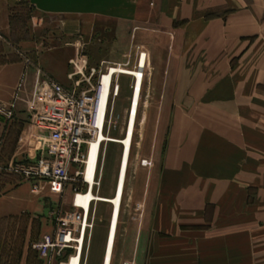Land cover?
Returning a JSON list of instances; mask_svg holds the SVG:
<instances>
[{"label": "crops", "instance_id": "1", "mask_svg": "<svg viewBox=\"0 0 264 264\" xmlns=\"http://www.w3.org/2000/svg\"><path fill=\"white\" fill-rule=\"evenodd\" d=\"M24 4L64 16L67 37L138 21L169 36L163 83L152 86L169 126L140 231L142 264H264V0H0V162L39 156L48 131L28 105L50 99V80L78 82L72 45L68 55L20 51L34 41L11 23ZM2 180L0 220L39 216L55 202L25 181Z\"/></svg>", "mask_w": 264, "mask_h": 264}, {"label": "rangeland", "instance_id": "2", "mask_svg": "<svg viewBox=\"0 0 264 264\" xmlns=\"http://www.w3.org/2000/svg\"><path fill=\"white\" fill-rule=\"evenodd\" d=\"M32 11L29 6L18 7V16L14 22L16 30L19 34L22 33L25 42L34 40L31 44L24 43L20 51L30 57L33 55L37 57L38 52L44 51L68 55L67 47L72 45L78 52L70 61V65L75 72L74 75H78L77 80L80 81V85L76 86V82H73L65 88L70 91L76 90L77 94L95 87L100 75L105 74L111 67L136 69L139 58L145 55L147 64L142 72L143 82L137 121L111 262V264H142L143 253L137 252L138 243L141 241L140 231L142 232L144 221L148 217L147 198L153 196L150 193L155 189L157 170L163 157L169 126V119L166 118L169 110L165 119H160L163 109L160 107L157 93L152 91V86L163 83L165 77L163 72L170 52L169 36L159 29L144 27L143 23L138 21L137 27L129 28L115 27L114 22H105L103 27L98 25L93 28L88 36L81 28L77 34L67 37L63 34L64 28L62 30L60 26L65 19L64 16L49 18L42 14L36 15L35 10ZM215 15L209 14L206 17ZM33 17L42 20L40 26H33L31 22ZM152 18H156L154 12ZM117 81L120 90L109 106L105 134L122 139L130 109L133 78L120 74ZM52 125L51 130L48 131L49 140L41 149L39 156L33 160H24V163H36L42 160L59 162L66 136L60 134L58 124ZM121 153L122 146L119 144L108 142L102 144L94 187L95 194L107 198L114 196ZM12 163L0 162V167L7 168ZM12 180L21 181L17 178ZM25 183L31 185L30 182L25 181ZM45 187L47 188L37 194L43 199L45 197L43 195L52 193L55 202L44 205L45 211L39 216L25 214L22 221L0 220V255L8 259L5 264H19L22 256L23 260H26L25 264H43L31 248V244L38 241L43 234L53 232L52 227H56L54 232L62 227L72 230L75 237L78 235L80 225L75 219V214L79 210L73 207L72 198L77 189L80 188L82 192L86 190V185L79 178L64 185L60 193L49 191L48 185ZM111 210L110 204L92 202L80 264H102ZM51 212L53 214L50 216ZM23 237L25 238L23 246L27 249L19 254V251L16 252L14 249L20 246ZM70 246V249H66L67 257L75 253L71 249L75 244L72 243Z\"/></svg>", "mask_w": 264, "mask_h": 264}, {"label": "built area", "instance_id": "3", "mask_svg": "<svg viewBox=\"0 0 264 264\" xmlns=\"http://www.w3.org/2000/svg\"><path fill=\"white\" fill-rule=\"evenodd\" d=\"M102 75H100L95 87L80 94H77L76 90H67L56 81L50 80V99L28 105V110L35 114L34 124L39 129L50 131L52 124H58L60 126V134L66 136L58 163L50 160H42L36 163L13 162L7 168L0 167V172L5 170V172L21 177L23 181L30 182L34 193L40 192L44 189L45 185L50 187L51 192L60 193L64 185L80 178L81 182L86 185V190L82 192L79 188L75 191L72 198V204L74 205L77 196L87 191L85 171L89 148L91 142L98 135V132L100 134L102 130V126L99 127L100 118L98 113V108L102 102ZM79 85L80 81L76 82V86ZM119 90L117 77H115L108 98L107 116L102 115L105 127L109 106L112 100L118 96ZM101 123L103 125V121ZM75 208L79 210L75 214V219L83 228V234L85 231L86 236L88 223L85 228V221L87 216L78 205H75ZM72 236L73 238L78 237V235L76 237L74 236L72 230L62 227L57 228L54 233L45 234L38 241L32 243L31 248L46 264H51L53 261H56L58 264H70L72 257L75 255L78 257L80 254V251L76 249V242L69 241ZM72 243L75 246H72L71 249L75 253L67 257L66 249H70V244ZM58 260L60 261L58 262ZM80 260L78 264H80Z\"/></svg>", "mask_w": 264, "mask_h": 264}, {"label": "bare ground", "instance_id": "4", "mask_svg": "<svg viewBox=\"0 0 264 264\" xmlns=\"http://www.w3.org/2000/svg\"><path fill=\"white\" fill-rule=\"evenodd\" d=\"M144 55V54H142ZM142 57V56H141ZM145 57V55H144ZM139 58L136 69H127V68H117L111 67L108 71L102 75V102L101 106L98 108L99 113V127L102 126L101 133L96 136L94 141L91 142L88 160L86 163V171H85V182L87 183V191L84 194L77 196L76 203L73 205H78L83 210V213L87 216L85 221V228L87 225V221L90 214L91 203L94 201L110 204L112 207L108 233L105 243L104 255L102 264H111L113 250L115 245L116 232L119 223L120 216V208L122 203L124 185L126 181V175L128 171L129 158L132 147V139L135 130L138 106H139V96L142 88L143 82V69L146 67L145 58ZM126 75L133 78V86H132V95L130 102V109L128 112L127 123L125 135L122 139H116L113 137H109L105 134V126L104 120L102 119V115L107 116V105L108 98L111 92L112 84L114 82L115 77H119V75ZM104 116V117H105ZM106 119V118H105ZM103 121V125L102 122ZM105 142L119 144L122 146V153L120 158V164L118 169V176L114 191V196L112 198L101 197L94 193L96 174L98 169V162L100 156V148L102 144ZM84 237L85 231L83 234V228L80 226L79 234L77 238H73V236L69 239V241L76 242V249L80 251L79 256L75 255L72 257L70 264H78V261L81 259L82 250L84 247ZM80 257V259H79Z\"/></svg>", "mask_w": 264, "mask_h": 264}, {"label": "trees", "instance_id": "5", "mask_svg": "<svg viewBox=\"0 0 264 264\" xmlns=\"http://www.w3.org/2000/svg\"><path fill=\"white\" fill-rule=\"evenodd\" d=\"M25 6H26V4H24ZM214 16H210V17H206L207 19H210V18H213ZM16 19H17V17H16ZM16 19H15V21H16ZM13 22V23H12ZM11 23H12V25L14 26V19L13 20H11ZM13 33H14V31H13ZM13 37H14V35H13ZM1 178H3V180H5V181H13L12 179L13 178H17V179H19V180H22L21 179V177H19V176H17V175H15V174H9V173H6V172H0V180H1ZM2 180V181H3ZM25 236V235H24ZM25 238L23 237V239H22V241H21V244H20V246L19 247H15V249H14V251H16V252H18L19 251V254H21L22 253V251H21V248L23 247V245H24V242H25V240H24ZM4 249H6V248H4ZM3 249V250H4ZM9 250V249H8ZM12 251V250H11ZM8 259H5V257H4V255H0V264H5L4 262H6Z\"/></svg>", "mask_w": 264, "mask_h": 264}]
</instances>
